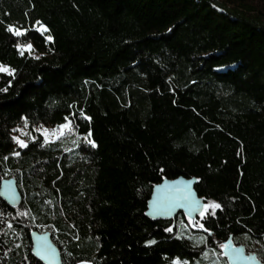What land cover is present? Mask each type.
<instances>
[{
	"label": "trees",
	"instance_id": "1",
	"mask_svg": "<svg viewBox=\"0 0 264 264\" xmlns=\"http://www.w3.org/2000/svg\"><path fill=\"white\" fill-rule=\"evenodd\" d=\"M37 20L53 41L7 30ZM28 40L40 59L19 55ZM0 62L16 69L0 73V180L22 194L0 198V264H42L33 230L62 264H228L229 238L264 264V0H0ZM69 114L71 142L12 140L22 117ZM181 175L223 206L194 221L210 231L145 215L153 186Z\"/></svg>",
	"mask_w": 264,
	"mask_h": 264
},
{
	"label": "snow or ice",
	"instance_id": "2",
	"mask_svg": "<svg viewBox=\"0 0 264 264\" xmlns=\"http://www.w3.org/2000/svg\"><path fill=\"white\" fill-rule=\"evenodd\" d=\"M34 29L35 31L39 32L42 36H44L45 43L53 41L54 37L50 34L45 35V33L49 32L48 26L43 24L41 21L37 20L34 25L30 26L29 28H23V27H16L13 25H8L7 30L12 32L13 35L17 37H25L27 38V33ZM171 31V29L169 30ZM16 49L18 50V53L20 56H24L25 53L29 56H32L34 59H40V55H34L35 49L34 45L31 42V40H28V42H17L15 44ZM43 55V54H41ZM227 67V66H222ZM0 73L7 74L9 76H12L14 78L16 69L12 68L9 65L4 64L3 62H0ZM12 80L8 81V85L11 86ZM0 91H7V88L0 89ZM81 113L83 114L82 110ZM74 114H69V116H65L64 122L59 123L55 125L52 128L44 127L41 125L40 127H35L34 129L36 132L41 133L43 137V144L48 145L52 142L61 140L66 134L73 133L76 131V125L74 124L73 120L70 119V116ZM88 120H91V117H86ZM24 121V128H21L17 126V128L13 129V132H19L21 135L29 137L30 140L39 142L38 137L32 136L30 132H26L25 128L28 125V119L27 117H22ZM21 135H15L12 136V140L16 142V144L20 148H27L29 140L28 139H22ZM92 133L91 130L88 131L87 135L84 136L83 140L84 143H86L90 147H96V141L94 139H90ZM68 151V149H65ZM13 155H19V152H13ZM4 159H7L5 157ZM163 171V169H161ZM196 180H199V178H195ZM11 183V182H8ZM193 183L192 180L184 181V180H176L171 182H165L162 184H156L155 190L152 194V199L149 201V205L152 208V212L149 213L150 215H166L171 216L173 212L177 209H183L185 212V215L189 218V221H195L196 215H198L202 219H207L209 217L215 216L216 209H222V205L214 200H208L206 203H202V201L205 200L204 197H198L192 190L191 184ZM196 214V215H194ZM184 228H187L188 225L184 224L183 221L180 222ZM192 227H198L205 229V231H210L209 229L205 228L204 223L200 222H193ZM167 232H172V227H168L165 229ZM39 240H44L45 243L43 245L38 244L35 249V254L37 257H39L42 260H48V261H54L57 259V251L54 246L46 242L45 237H39ZM199 242L204 243L205 237L200 236ZM145 243L147 245L155 244L156 241L154 239L146 240ZM220 247L228 250L232 249L231 252H226L225 254L229 255L232 259H236V254H243V249L241 248H234L232 246V243L230 240L227 242L221 243ZM245 259L249 260H256L255 255H250L245 257ZM77 264H92L91 260H80L77 262ZM172 264H187V261H181L179 257L175 258L172 261Z\"/></svg>",
	"mask_w": 264,
	"mask_h": 264
},
{
	"label": "water",
	"instance_id": "3",
	"mask_svg": "<svg viewBox=\"0 0 264 264\" xmlns=\"http://www.w3.org/2000/svg\"><path fill=\"white\" fill-rule=\"evenodd\" d=\"M181 179L184 180V181L192 180L193 183L191 184V188H192L193 192L198 197H201L198 194V192L196 191V189H195V186L197 184V180L195 179V177H185V176H182L181 175V176H178V177H175V178H172V179L171 178L170 179L169 178H165L160 183H157V184H162V183H165V182H171V181H176V180H181ZM8 182H11V183H8ZM155 185L152 188V192H151L150 198H149V200L147 202V209H146L145 215L150 220H152V221H159V220H161V221H167V220H173V219L176 218V216L179 213H182L186 218H188L185 215L184 210L183 209H180V208H177L173 212V214L171 216H166V215H155L154 216V215H150L149 213L152 212V208L149 205V201L152 199V194H153V192L155 190ZM0 198L3 201H5L6 204L9 207H11V208H18L21 205V203H22V194H21V192L19 190V186L17 184V180L14 177L3 178V179L0 180ZM202 203H205V200L202 201ZM194 215H196V214H194ZM198 217L199 216L196 215V219ZM192 222H194V221H192ZM30 237H31V243H32V248H31L32 255L39 262H41L42 264H62V257H61L60 249L53 242L52 237H51V233L49 231L39 232L38 230H33L31 232V234H30ZM39 237H45L46 238V242L49 243V244H51L52 246H54L56 248V251H57V254H58L56 260H54V261L42 260V259H40L39 257L36 256L35 249H36L37 245L38 244L43 245L45 243L44 240H39L38 239ZM228 240L231 241L232 246L234 248H241V249H243V254L242 255L241 254H236L237 255V258L236 259H232L229 255L225 254L226 252H231L232 249L225 250V249L222 248L223 256L227 260V263L228 264H262V262L258 260V258L256 257V255L254 253L247 252L246 251V248L243 245H236V244H234L231 238H229ZM250 255H255L256 260L245 259V257L250 256Z\"/></svg>",
	"mask_w": 264,
	"mask_h": 264
},
{
	"label": "rangeland",
	"instance_id": "4",
	"mask_svg": "<svg viewBox=\"0 0 264 264\" xmlns=\"http://www.w3.org/2000/svg\"><path fill=\"white\" fill-rule=\"evenodd\" d=\"M41 125H43L44 127L52 128L51 126H46V125H44V124H37V125H36V124H33V125H27V127L25 128V131H26V132H30L32 136H34V135H36V134H39L40 136H42L41 133L36 132L35 129H34V126H35V127H40ZM21 128H24V123H23V125L21 126ZM18 135H21V133H19ZM21 138H22V139H26L25 136H23V135H21ZM61 140L64 141V142H71V141L74 140V139H73V137L68 133V134H66ZM201 219H202V218L198 217V218L196 219V221H199V220H201ZM189 223H190V221H189ZM213 264H222V263L217 259L216 256H214V257H213Z\"/></svg>",
	"mask_w": 264,
	"mask_h": 264
},
{
	"label": "bare ground",
	"instance_id": "5",
	"mask_svg": "<svg viewBox=\"0 0 264 264\" xmlns=\"http://www.w3.org/2000/svg\"><path fill=\"white\" fill-rule=\"evenodd\" d=\"M32 232V231H31Z\"/></svg>",
	"mask_w": 264,
	"mask_h": 264
}]
</instances>
